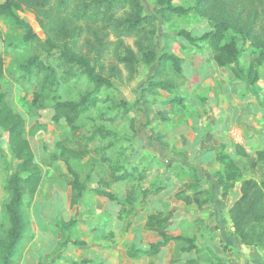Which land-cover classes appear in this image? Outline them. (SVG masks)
Instances as JSON below:
<instances>
[{
  "label": "rangeland",
  "instance_id": "1",
  "mask_svg": "<svg viewBox=\"0 0 264 264\" xmlns=\"http://www.w3.org/2000/svg\"><path fill=\"white\" fill-rule=\"evenodd\" d=\"M141 1L145 13L157 15L155 35L158 59L152 63H144L142 59H139L137 71L134 73H129L122 64L119 65L121 73H117L118 71L113 70L117 62L112 56L109 55L103 59L102 62L106 66L103 70L104 74L112 79L113 86L99 89L95 104L91 105L83 115L82 122L85 127L82 126L78 132L80 135L87 136L91 134L95 126L102 124L108 126L118 133L121 147L127 148L124 158L127 156L132 160L141 158L142 163L147 165L148 169L150 168L153 180L156 179L157 183L158 181L162 183V179L166 181V187L160 194L149 198L146 205L141 206V203H137L133 211L132 207H123L116 202L110 203L118 210L120 208L129 210V212L122 211V209L116 210L115 212L120 213L116 219L105 216L106 213L101 211L105 205L92 201L94 194L91 191L85 195L83 204L71 206L69 181L72 176L65 159L60 157L53 162V165L44 163V160L49 162L52 153L58 155L61 153L60 142L64 138L67 123L64 120L61 122L54 120L52 102L41 109L32 106L34 95L40 90V86L36 77L27 73L25 66L32 56L46 58L48 53L39 46L38 42L25 43L24 30L11 24L5 17H0V68L2 67L0 91L7 93L8 99L25 119L26 137L31 143L37 161L42 165L44 176L35 196L31 197L26 193L22 212L28 222V229L18 247L13 264H36L38 261L41 264H50L53 261L56 262L60 256L64 257V262L69 263L73 260L72 254L79 257L92 255L98 261L104 260L101 256V249H96L95 244L94 247L90 246L95 251L92 253L89 247L70 249L71 245L65 247L61 243L64 235L75 239L87 234L86 231L91 226L90 224L93 227L94 225H99V227L107 225L104 235L94 238L93 242H98L99 247L103 240L105 245H109L105 249L112 248L113 264H146L142 259L122 258L125 254L116 246L121 244L122 239V245L125 243V247L127 246L130 250L133 247L143 252L149 250V244L157 240L159 236L143 231L146 215L158 210L174 216H194L191 220L192 226L187 232L192 234L193 230L199 234L196 239L198 237L203 245V249L199 252L201 258L208 259L207 262L211 260L217 262L216 252L211 253L206 250V237L200 232L202 228L204 230V227L214 229L212 221L215 220V216H226L227 202L223 204L221 200L225 198L219 199L215 183L217 180L210 171L213 166L212 161L207 157L199 161L197 157L204 148L203 144H206L208 149L213 148L210 151L214 157L219 150L229 151L225 145L212 147L215 138L210 131L215 129L217 124L223 128L229 122L230 112L242 96L245 97L250 93L261 105L264 104V65L258 68L260 79L256 83H247L237 78L228 68L210 63L212 62V50L207 41L192 43L180 36L181 30H186L194 36H202L210 31L211 26L206 18L193 13L187 15L168 13L162 16L157 13L156 0ZM194 1L173 0L175 4L183 5L193 4ZM19 14L31 24L41 41L48 38L33 11L24 9L19 11ZM236 37L242 49L240 63L248 67L254 56L250 41L240 35ZM134 42V37L126 38V43L135 49ZM53 52L52 55H48L49 62L58 68L59 65H63L59 59L61 48H54ZM165 52L176 54L182 59L181 72L175 71L168 63H163L160 67L159 58ZM62 67L67 68L65 64ZM73 69L77 75L68 82L59 83L58 90H56L57 95L62 99L78 100L83 94L95 88L94 83L88 82L86 77L79 74L78 67ZM97 70L101 68L97 66ZM163 78L173 81L176 84L175 88L172 91L158 88V94L148 96L151 101V112L150 118H147L144 100L141 99L136 104L135 102L142 96L144 87L150 86L151 81ZM122 101L130 105L134 104L135 107L128 113L125 107H117V104ZM125 113H128V117H124ZM110 117H116V119L110 120L108 119ZM250 127L258 130L254 119L251 120ZM98 145L105 146L106 142L98 139L91 144L90 155L70 160L74 169L84 177L89 171L98 169L101 164L94 150ZM236 150L238 147L234 146L233 152L236 153ZM255 153H249L248 156L236 155L238 156L237 162L243 167V176L238 181L255 178V176H259L255 179H264L262 178L264 177V162L254 157ZM8 161L14 162L15 166L18 163L7 142L6 133L0 131V232L7 221L4 205L9 199ZM94 164L95 168H93ZM93 172L90 185L96 186L99 179L95 171ZM197 172L204 180L205 187L213 190V199L211 198L201 211H196L197 205H187L176 196V193L185 188L187 182L192 181L193 174ZM113 188L120 197L125 198L126 181L115 184ZM203 195L204 198L208 196ZM72 218H77L78 224L74 232L73 229L70 230V235L66 231H61L57 222L67 223ZM220 220L223 222L222 219ZM125 228L126 232H123ZM53 238L55 242L59 239L55 250L51 254L44 255L45 257L42 256V251L48 253L45 247L55 244L52 243ZM127 239L128 244H126ZM177 248H175L176 251H178Z\"/></svg>",
  "mask_w": 264,
  "mask_h": 264
},
{
  "label": "trees",
  "instance_id": "2",
  "mask_svg": "<svg viewBox=\"0 0 264 264\" xmlns=\"http://www.w3.org/2000/svg\"><path fill=\"white\" fill-rule=\"evenodd\" d=\"M157 13L162 16L168 13L177 15H195L206 18L211 30L202 36L181 30L180 36L186 40L197 43L207 41L212 50V62L222 68H228L234 75L247 83L259 81L258 68L264 65V0H195L193 4H175L173 0H156ZM29 9L38 17L41 27L48 38L41 41L31 24L19 11ZM0 17H5L11 24L22 28L25 32L24 42H38L39 46L49 54L54 48H61L59 59L61 64L57 68L46 58L37 55L29 59L25 69L29 75L38 80L40 90L34 95L32 106L41 109L52 102L53 118L57 122L66 121L67 129L60 142L61 153L51 154V159L44 163L53 165L60 157L65 159L67 168L72 176L69 181L71 186L70 205L79 204L88 192L100 196L108 201L116 202L123 207H132L137 203L146 205L148 199L160 194L166 187L153 180L148 166L140 160L125 157L127 148L121 147L120 137L116 131L106 125L95 126L90 135L78 134L84 113L95 104L97 92L101 87L113 86L112 79L104 74L103 59L109 55L117 62L113 70L121 73L119 65L122 64L129 73L137 71L139 59L144 63H152L158 59V46L156 42L157 15L147 14L141 0H0ZM243 36L250 41L253 59L248 67L240 63L242 49L237 37ZM113 37V38H112ZM134 37V46L126 43V38ZM160 67L163 63L171 65L175 71L181 72L182 59L176 54L165 52L161 54ZM97 66L101 70H97ZM74 67H78L79 74L86 77L88 82L94 83V90L83 94L78 100L71 98L62 99L57 95L58 85L68 82L77 74ZM112 71V70H111ZM2 73V67L0 68ZM173 81L168 78L151 81L150 86L144 87L141 99L146 106V117L150 118V94H158V88L172 91L175 88ZM150 101V102H149ZM125 107L127 112L135 105L126 101L117 104ZM128 113L124 117H128ZM110 120L116 117L108 118ZM0 131L7 135V142L12 148L17 165L8 161L10 172L7 189L9 199L4 205L7 217L6 223L0 232V263L13 264L16 259L18 247L27 232L28 222L22 212V205L26 193L35 196L44 180L42 165L37 161L36 154L26 137V123L21 113L8 99L5 91H0ZM105 141V146H95L96 155L101 164L93 170L98 176V184L91 186L94 174L89 171L84 177L74 169L71 159L85 158L91 154V144L97 140ZM64 142V144H62ZM236 154L250 155L237 144ZM240 149V151H239ZM235 154L219 150L215 159L218 168L212 170L213 176L222 188V197L226 198L242 178L243 169L237 163ZM258 160H264V150L256 151L254 155ZM95 164L93 168H95ZM159 179V178H158ZM126 181V196L120 197L113 188L117 183ZM241 196L230 206L229 215L234 227V232L239 240L247 245L259 247L264 250V179L248 178L241 180ZM199 173H194L192 181L187 182L185 188L176 193L178 199L187 205L196 204L200 210L212 198L213 190L205 187ZM207 194V197H203ZM124 209H122L123 211ZM127 210V209H126ZM124 210V211H126ZM129 212V210H127ZM171 213L164 214L158 210L148 213L144 227L154 231L159 238L149 244V250L133 247L129 256L135 257L141 253L155 255L159 249L170 242H178V250L182 253L197 249L196 237L173 235L169 233ZM61 231L71 235V229L78 224L77 218L70 219L67 223L57 222ZM63 246L87 245L79 238L62 237ZM76 263V260H72ZM85 259L82 262H89ZM190 264H197L191 262Z\"/></svg>",
  "mask_w": 264,
  "mask_h": 264
},
{
  "label": "crops",
  "instance_id": "3",
  "mask_svg": "<svg viewBox=\"0 0 264 264\" xmlns=\"http://www.w3.org/2000/svg\"><path fill=\"white\" fill-rule=\"evenodd\" d=\"M239 100L240 101L235 104V106L232 108L230 112L229 122H227V124L223 128L221 127L220 124H217L215 129L213 128L212 131H210V133L214 134V138H215V141H214L215 143H214V146L212 147L225 145L227 149L229 150V152H232L235 154L234 155L235 158H238L239 156V155L236 156L237 154L235 153V151L233 152L234 146H236V144L242 145L245 151L248 153L256 152L261 149L264 150V104L261 105L259 101L255 100L252 94L250 93L247 94L245 97L242 96L241 99ZM253 119L255 120V126L258 127L257 128L258 130H253L250 127L251 120ZM203 143L204 142H202V144ZM203 145H204L203 146L204 148L200 152V154H198L197 159L200 161L201 159H204L205 157H207L209 160H211L213 166H211L210 171H212L214 168H218L219 166L218 162L216 161L214 155L211 152L213 148L208 149L206 147V144H203ZM259 161L264 162V160H259ZM238 164L240 165V163ZM255 178H259V176H255ZM206 181L207 180H205V182ZM241 182L242 181L236 182L234 191H232L225 199L222 197L221 186L219 185L218 181L215 182L217 185L216 188L218 189L217 192L219 195V199L220 200L224 199V200H221L223 204L227 202L226 203V206H227L226 216H215L216 217L215 220L213 219L212 221L213 222L212 227L214 226V229L210 230L209 228L204 227V230L202 228V231L200 232V234L203 233V236L206 237V250H209L211 253L216 252L217 262H214V260L207 262L208 259L204 260L201 258L200 256L201 253L199 254V252L200 250L203 249L202 248L203 245H201V243L199 242L198 237L195 241L197 244V249L191 252H185V253H182L178 249H177L178 251H176L175 249L177 247L176 241H172L167 246L160 248L158 253L152 256L141 253L139 256L130 257L128 253L130 249L127 246L125 247V243H123L124 246L122 245V241H123L122 239H121V244L117 245L119 247L116 246V248L124 252L125 255L122 256V258H125L126 260L127 258L142 259L143 261L146 262V264H190L191 262H197V264H199V261L201 262L200 264H205V263L206 264L207 263L208 264H264V250L259 247L247 246L243 244L234 232V227L232 225V221L229 215L230 206L241 196ZM84 198L79 204L81 203L83 204V202L85 201ZM212 199H213V196H212ZM92 201H94L95 203L98 202V204L102 203L103 205H105L104 208L101 209L102 212L106 213L105 216L107 217L111 216L114 219L119 217L120 213L115 212V211L116 210L119 211L122 208L118 210L117 207L111 206L110 204L112 203L111 201H108L96 195L93 196ZM202 209L203 207L200 209V211ZM83 211L84 210H82V212ZM196 211H199V210H196ZM193 219H194V216H174L172 214L169 233L173 235H183L186 237L199 236V234L194 232L193 230H192V234L187 232L189 231V228L192 226L191 220ZM220 219H222L223 222ZM90 225L91 226L86 231L87 234L80 235V237L78 236V238L81 240H84L87 243V245H80V246L71 245L70 249H81V247H84V248L89 247L90 251L94 253L95 251L92 250L90 246L94 247L93 245L95 244L97 247L96 249L98 248L101 249L100 250L101 256L102 258H104V260L98 261L92 255L91 256L85 255V256L79 257V256H76L75 254H72L73 259L76 260V263L73 261L66 263L64 262L65 260L64 257L60 256V258L56 260V262L53 261L50 264H113L112 257H111L113 255L112 248L105 249V247L109 245H105L104 242H102L103 240L101 241L102 245H100L99 247H98V242L96 243L93 242L94 238H98L99 236L104 235V229L107 227V225H104V227H99V225L98 226L94 225L93 227L92 224ZM198 230L200 231L199 228ZM143 231L151 232V233L158 235L154 231H148L146 229H144ZM123 232H126V228L125 230H123ZM207 232H209V234H207ZM126 241H127L126 244H128L129 240L127 239ZM53 242L55 243L53 244V246L49 245L45 247L47 248L48 253H45L43 251L41 252L42 256L51 254L53 250H55V246L58 244L59 239L55 242V239L53 238L52 243ZM70 249L69 251H71ZM166 249H168V251ZM85 259H88L90 261L82 262V260H85ZM36 264H41V263L40 261H38V263Z\"/></svg>",
  "mask_w": 264,
  "mask_h": 264
}]
</instances>
